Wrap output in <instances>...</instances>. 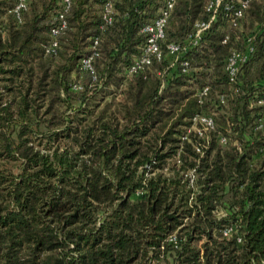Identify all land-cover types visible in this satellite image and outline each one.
Returning <instances> with one entry per match:
<instances>
[{
  "label": "trees",
  "instance_id": "obj_1",
  "mask_svg": "<svg viewBox=\"0 0 264 264\" xmlns=\"http://www.w3.org/2000/svg\"><path fill=\"white\" fill-rule=\"evenodd\" d=\"M167 1L71 0L54 37L63 0H0V264H264V0L237 28L225 4L243 0H225L186 74L168 47H187L216 0H176L162 58L130 75ZM249 37L230 83L225 61ZM198 115L214 129L201 135Z\"/></svg>",
  "mask_w": 264,
  "mask_h": 264
},
{
  "label": "built area",
  "instance_id": "obj_2",
  "mask_svg": "<svg viewBox=\"0 0 264 264\" xmlns=\"http://www.w3.org/2000/svg\"><path fill=\"white\" fill-rule=\"evenodd\" d=\"M251 0H243L240 1V7H235L234 5L227 3L225 4V9L227 11V15L230 13V27L231 28H237L239 21L242 20L244 17V12L247 9L249 3ZM225 0H216L215 2L210 3L209 5V11L212 12V16L208 21H201L197 22L195 25V33L190 36V44L187 47H182L180 45L172 44L168 47L170 61H169V68L171 69H177L178 67L183 73L190 72V64L188 61L184 60L183 55L184 52L189 50L190 48H198L200 44L202 43L204 37L208 34L210 31L212 25L216 21L217 12L219 8L223 5ZM27 3V0H19V4L16 7V12H19L21 9L25 8ZM64 4V11L60 12L58 15V19L60 20V25L58 28L54 29L52 31V35L54 37L58 36L61 32H63L67 27V22L65 20V13L68 11V9L71 6V0H63ZM176 4V0H168L166 3V6L161 9L160 16L156 20H154L151 24H148L145 26L142 30L143 33L147 34L149 36L147 45L144 49L143 57L140 61H138L135 66L129 71V74L131 75L134 71L137 70V68L141 67V65L150 64L152 57H156L158 59L162 58V52L159 47V43L161 40L165 38V32H166V26L168 24V20L170 18L171 12L174 9V6ZM105 8V14L104 18L107 22V24L112 23V13H113V4L112 2H108L106 4ZM230 39V33L226 35V37L223 40V44H228ZM98 44V41H95L94 49L96 45ZM57 47V42L54 41L52 44V47L47 52H54L55 48ZM254 52V45H253V38L249 37L245 41V47L240 49H232L230 52V55L228 56L227 60L225 61V74L227 75L228 79L230 80V83L236 84L237 81H239L240 74L243 70V68L248 64L250 60V56ZM92 58L85 59L82 64L84 69H91ZM178 68V69H179ZM76 89V88H75ZM211 91L210 85L206 84L203 87H201L199 90H197V95L199 97V103L204 104V100L209 97ZM219 98L221 100L222 104H225V98L223 95H219ZM256 105L261 109L258 118L255 121V129L262 131L264 135V94L257 97ZM195 124H200L202 126V132L201 135L205 132H209L214 129L215 123L213 116H204V115H198L193 119ZM222 144H226L227 140L226 138L221 139ZM258 154L264 155V139L262 142V145L257 150ZM233 233V229L230 228L225 231L226 236H230Z\"/></svg>",
  "mask_w": 264,
  "mask_h": 264
},
{
  "label": "rangeland",
  "instance_id": "obj_3",
  "mask_svg": "<svg viewBox=\"0 0 264 264\" xmlns=\"http://www.w3.org/2000/svg\"><path fill=\"white\" fill-rule=\"evenodd\" d=\"M241 28H242V24H241ZM227 31H229L230 33H233L234 31L231 30L230 28L226 29ZM242 30V29H241ZM238 43V42H237ZM239 49V48H238Z\"/></svg>",
  "mask_w": 264,
  "mask_h": 264
}]
</instances>
